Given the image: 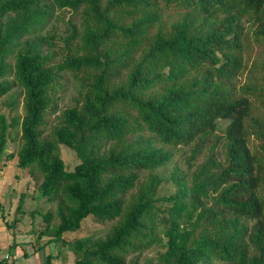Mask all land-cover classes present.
Here are the masks:
<instances>
[{
	"label": "trees",
	"instance_id": "obj_1",
	"mask_svg": "<svg viewBox=\"0 0 264 264\" xmlns=\"http://www.w3.org/2000/svg\"><path fill=\"white\" fill-rule=\"evenodd\" d=\"M161 3L184 10L169 28ZM55 8L83 19V47L60 61L53 36L41 35ZM244 17L264 37V0H0V97L14 85L23 94L22 117L0 113V170L18 127V166L42 176L40 196L56 203V213L43 214L37 240L49 239L41 247H68L74 264H129L155 245L163 250L145 264H264V155L248 145L254 134L264 150V117L253 115L249 97L264 88L237 89ZM66 72L78 79L79 98L60 109ZM58 112L47 131V115ZM220 120L228 121V165L215 173L210 156L190 177L176 168L173 189L160 194L165 179L156 171L172 158L165 145L193 143L196 152ZM61 144L80 159L73 170ZM228 172L238 180L223 186ZM89 217L113 221L109 233L65 237ZM5 223L11 229L17 219Z\"/></svg>",
	"mask_w": 264,
	"mask_h": 264
},
{
	"label": "rangeland",
	"instance_id": "obj_2",
	"mask_svg": "<svg viewBox=\"0 0 264 264\" xmlns=\"http://www.w3.org/2000/svg\"><path fill=\"white\" fill-rule=\"evenodd\" d=\"M105 0H103L104 2ZM184 10L175 5L165 6L161 3V14L163 25L169 28L176 20L180 19ZM243 29V67L236 81L237 89L240 93L243 92L242 86L254 85L264 88V37L256 34L257 23L253 18L244 17L241 21ZM74 27H77V36H71ZM83 29V19L80 12H74L72 9L55 8L54 14L48 20L47 24L41 30L43 36H53L52 46H50V53L54 61H60L68 53H76L83 47L80 34ZM9 61L14 63L13 57ZM9 80L13 81L14 77L9 76ZM64 84L59 89L58 103L59 108L73 105L78 95V79L70 72H66ZM252 103L255 105L254 116L264 117V95L257 91L255 95H249ZM13 103V104H10ZM0 113H6L9 118L23 116V94H21V87L14 85L9 92L0 97ZM59 114L47 115V131L55 123V117ZM228 121L220 120L214 132V135H208L199 142V147L196 152H193L194 144L168 146L165 148L172 151V158L169 163L158 169L159 173L165 181L160 187V194H167L173 189V184L167 180L174 169L187 173L188 177L191 173H197L201 165L206 163L210 156L216 160L212 161L210 169L215 173L222 171L228 165V158L225 149L224 135ZM19 128L13 130V137L10 138L7 148L3 155L2 168L0 170V207L4 212V217L8 222L17 219V223L13 225L12 229L18 228L20 232L13 235V240L23 241L15 243L13 246L2 247L0 250V264L6 260L4 264H11L12 260L5 258L7 254L14 257V264H74L75 254L68 249V247L52 241L47 246L41 247V244L46 242L49 238L44 236L41 240H37V234L46 227V222L43 214L48 211L56 213V203L49 202L39 193V184L42 176L34 177L28 168L18 166L17 152L20 148V136L17 134ZM19 133V132H18ZM261 140L254 134H251L248 139V145L252 153L264 155V150L261 147ZM61 153L65 161L66 168L73 170L80 162V159L72 148L66 144H61ZM13 153L15 158L8 159L7 155ZM237 181L238 176L232 175L230 172L226 173L224 177L225 186L230 181ZM222 186V187H223ZM260 195V188L257 190ZM24 194L23 212L17 213L16 209L20 202L21 195ZM216 195L215 192H212ZM248 196L246 192H239L238 198H245ZM212 202H210L211 204ZM6 222V221H5ZM56 217L53 223H57ZM254 220H248L249 225L254 224ZM3 224L5 225L4 221ZM113 221L101 222L93 217H89L82 222L81 228L77 231L68 232L65 237L68 239H75L83 236H91L94 238L105 237L111 230ZM5 232L0 233V238ZM163 247L155 245L142 253L131 254L128 258L129 264L135 258L138 264H145L148 261H156L160 251Z\"/></svg>",
	"mask_w": 264,
	"mask_h": 264
},
{
	"label": "crops",
	"instance_id": "obj_3",
	"mask_svg": "<svg viewBox=\"0 0 264 264\" xmlns=\"http://www.w3.org/2000/svg\"><path fill=\"white\" fill-rule=\"evenodd\" d=\"M8 219L6 217H4V212L2 211L1 207H0V233H4L7 234V235H4L0 238V250L2 247H9L10 245H14L15 243H21L22 244V240L21 241H15L13 240V235L11 234H16L17 232H20L18 228H15V229H9L7 226H6V223L5 221H7ZM3 221L5 223V225L3 224ZM5 258L7 259H11L12 262H14V257L11 256L10 254H7L5 256Z\"/></svg>",
	"mask_w": 264,
	"mask_h": 264
}]
</instances>
